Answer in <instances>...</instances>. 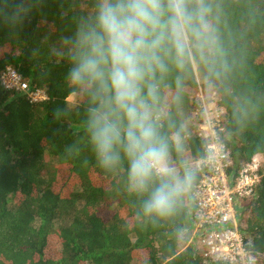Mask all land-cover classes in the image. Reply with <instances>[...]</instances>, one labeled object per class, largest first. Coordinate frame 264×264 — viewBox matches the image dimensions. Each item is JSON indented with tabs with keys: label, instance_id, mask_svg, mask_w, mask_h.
<instances>
[{
	"label": "trees",
	"instance_id": "trees-1",
	"mask_svg": "<svg viewBox=\"0 0 264 264\" xmlns=\"http://www.w3.org/2000/svg\"><path fill=\"white\" fill-rule=\"evenodd\" d=\"M34 3L24 23L0 22V264H231L210 262L190 244L198 176L187 164L208 156L192 114L200 90L215 92L227 111L222 140L233 162L264 155V0H204L209 38L191 42L182 68L170 55L167 72L156 73L155 115L171 164L181 178L191 177L167 218L143 213L149 193L130 190L122 150L114 167L99 164L87 131L98 101L66 78L65 38L94 18L97 0ZM9 67L47 100L32 103L7 89L2 77ZM55 108L65 111L59 119ZM240 220L246 250L264 264V175Z\"/></svg>",
	"mask_w": 264,
	"mask_h": 264
},
{
	"label": "clouds",
	"instance_id": "clouds-1",
	"mask_svg": "<svg viewBox=\"0 0 264 264\" xmlns=\"http://www.w3.org/2000/svg\"><path fill=\"white\" fill-rule=\"evenodd\" d=\"M34 7V0H0V22L22 24ZM209 13L204 0H97L94 18L81 24L74 38H65L69 85L98 101L87 125L95 156L102 167L111 168L122 150L130 190L149 193L146 216H172L191 180L177 174L169 141L160 131L156 73L167 72L170 55L182 68L191 42L209 38ZM64 114L62 108L53 109L54 119ZM180 143L177 132V150Z\"/></svg>",
	"mask_w": 264,
	"mask_h": 264
},
{
	"label": "built area",
	"instance_id": "built-area-1",
	"mask_svg": "<svg viewBox=\"0 0 264 264\" xmlns=\"http://www.w3.org/2000/svg\"><path fill=\"white\" fill-rule=\"evenodd\" d=\"M2 79L7 89L27 94L32 103L47 100L44 91H30L28 83L12 67ZM196 103L192 117L198 136L207 143L208 156L187 164L198 176L192 193L196 221L190 244L210 262L262 264L246 250L240 214L257 195L264 175V155L237 166L222 140L227 111L220 105L219 97L215 92L205 96L200 90Z\"/></svg>",
	"mask_w": 264,
	"mask_h": 264
},
{
	"label": "rangeland",
	"instance_id": "rangeland-1",
	"mask_svg": "<svg viewBox=\"0 0 264 264\" xmlns=\"http://www.w3.org/2000/svg\"><path fill=\"white\" fill-rule=\"evenodd\" d=\"M68 101H69L70 106H72V107H74V106H76L78 104V100H77V97L75 95L70 96ZM175 168H176L177 173H178L180 171V167L178 166V167H175Z\"/></svg>",
	"mask_w": 264,
	"mask_h": 264
}]
</instances>
